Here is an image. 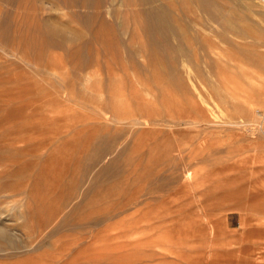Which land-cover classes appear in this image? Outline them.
<instances>
[{"label": "rangeland", "instance_id": "obj_1", "mask_svg": "<svg viewBox=\"0 0 264 264\" xmlns=\"http://www.w3.org/2000/svg\"><path fill=\"white\" fill-rule=\"evenodd\" d=\"M134 1L0 0V264H264V3Z\"/></svg>", "mask_w": 264, "mask_h": 264}, {"label": "bare ground", "instance_id": "obj_2", "mask_svg": "<svg viewBox=\"0 0 264 264\" xmlns=\"http://www.w3.org/2000/svg\"><path fill=\"white\" fill-rule=\"evenodd\" d=\"M202 1L205 2V0H202ZM130 2H131V0H121L120 5H123V4L128 5ZM134 2H137L140 6L153 5L156 2H157L156 4H158V5H156V7L159 9V12H158V9L156 11L155 9H152V8H149V9L145 10V12H144V16L147 19L148 26H149L148 34L153 39V42H154L156 48L164 54H168L170 50L171 51L175 50L177 57H184V56L188 57L189 52L187 50L176 48L171 41H169L165 38V36L168 34L167 33L168 28H169L170 32L176 31L174 29V25L171 23V21L169 19L167 20L165 17L167 5H165L164 3H160V0H135ZM115 3L116 2L113 1V4H115ZM206 11L208 13H210L209 14L210 18L214 19V16H215L214 10L212 9V12L208 11V10H206ZM223 19L224 20L222 22H218L216 25H218V24L221 25L222 31H220V30H218V31L223 32V36L224 35L226 36L227 41L234 43L235 38H238L239 36L246 35L247 37H250L248 32L245 30L244 27H242L239 24V21L236 18L232 17L231 15H225L223 17ZM210 20H208V21H210ZM215 20H217V19H215ZM211 22H213V21L211 20ZM165 27L167 28V30H165ZM216 30H217V28H216ZM216 34H217V32H216ZM221 34H220V36H221ZM192 65H195V64H192ZM199 71H200V69H199ZM193 74H195V73L191 71L190 76H193ZM211 81H209V82H211Z\"/></svg>", "mask_w": 264, "mask_h": 264}, {"label": "built area", "instance_id": "obj_3", "mask_svg": "<svg viewBox=\"0 0 264 264\" xmlns=\"http://www.w3.org/2000/svg\"><path fill=\"white\" fill-rule=\"evenodd\" d=\"M262 3H264V0H260Z\"/></svg>", "mask_w": 264, "mask_h": 264}]
</instances>
